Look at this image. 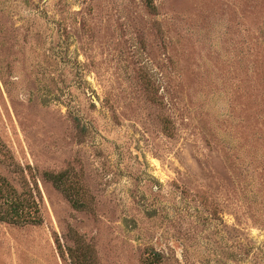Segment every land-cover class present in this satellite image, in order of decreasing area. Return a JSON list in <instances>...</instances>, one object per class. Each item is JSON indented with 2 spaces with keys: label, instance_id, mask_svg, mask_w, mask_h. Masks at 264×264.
<instances>
[{
  "label": "rangeland",
  "instance_id": "374dc122",
  "mask_svg": "<svg viewBox=\"0 0 264 264\" xmlns=\"http://www.w3.org/2000/svg\"><path fill=\"white\" fill-rule=\"evenodd\" d=\"M0 142L43 214L0 264H264V0H0Z\"/></svg>",
  "mask_w": 264,
  "mask_h": 264
},
{
  "label": "trees",
  "instance_id": "16d2710c",
  "mask_svg": "<svg viewBox=\"0 0 264 264\" xmlns=\"http://www.w3.org/2000/svg\"><path fill=\"white\" fill-rule=\"evenodd\" d=\"M151 9L154 7L148 1ZM0 156L2 163L10 172L19 178L20 187L13 186L4 176L0 175V222L14 226L39 225L43 222L40 206L39 190L34 178V171L29 165L21 166L4 150L0 142ZM45 179L49 180L56 189L61 191L74 208H84L83 202L71 194L66 188L64 172L43 171ZM74 245L66 247V254L70 264H93L94 260L89 245L79 237L73 236ZM141 264H163L161 253L154 249L145 252Z\"/></svg>",
  "mask_w": 264,
  "mask_h": 264
}]
</instances>
